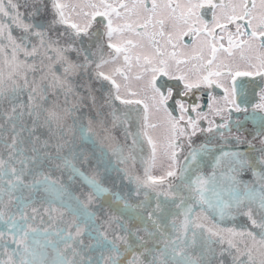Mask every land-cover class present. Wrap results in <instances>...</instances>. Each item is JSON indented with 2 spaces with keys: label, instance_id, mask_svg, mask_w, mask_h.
Here are the masks:
<instances>
[{
  "label": "snow or ice",
  "instance_id": "6c2138e0",
  "mask_svg": "<svg viewBox=\"0 0 264 264\" xmlns=\"http://www.w3.org/2000/svg\"><path fill=\"white\" fill-rule=\"evenodd\" d=\"M161 77L183 82V96L199 93L203 102L186 104L171 88L165 94L157 85ZM240 77H259L264 85V0H0V100L14 102L2 115L15 132L7 159L0 156V222L6 226L0 264H225L224 257L231 264H264V86L253 102ZM22 95L26 102H19ZM234 113H244V121ZM249 119L259 121L253 136L261 138L259 149L234 134ZM94 126L116 141L101 145L99 155ZM116 128L124 144L113 135ZM25 130L31 156L18 148ZM198 135L224 144L231 137L260 155L222 149L212 156L211 170L197 168L193 178V165L211 153L208 142L194 146ZM163 161L164 174L154 176ZM138 163L143 175L135 171ZM101 168L123 173L143 200L132 205L112 192ZM56 171L67 174V183L52 175ZM247 172L250 181L240 178ZM77 184L88 191L77 194L71 187ZM22 190L29 195H16ZM36 192L47 194L48 207L33 206ZM150 193L155 205L147 223L133 229L123 210H143ZM105 197L123 204L120 215L103 204L90 210ZM13 205L26 223L5 210ZM41 213L66 226L27 223L37 215L43 223ZM99 213L106 218L98 224ZM236 215L251 227H222L214 219ZM40 232L43 240L30 235ZM86 236L94 244L86 245ZM93 247L99 259L86 255Z\"/></svg>",
  "mask_w": 264,
  "mask_h": 264
},
{
  "label": "water",
  "instance_id": "95a60500",
  "mask_svg": "<svg viewBox=\"0 0 264 264\" xmlns=\"http://www.w3.org/2000/svg\"><path fill=\"white\" fill-rule=\"evenodd\" d=\"M26 95H22L19 98V102H26ZM14 102L9 101V100H0V124H3V128H0V156H2L4 159H7L8 156V151L9 149L6 147V144L11 143V138L13 135H15V132L12 131L11 128V123L5 122V118L2 115L3 112L5 111H10L12 104ZM18 111H20V109H18ZM87 111V110H85ZM87 121V117L85 118V122ZM14 123H16L17 128L16 131H19L20 126H21V121L20 120H15L13 121ZM23 123L25 125H27L28 127H31V123L30 120L25 116L23 117ZM69 123H71V121H69ZM131 128L133 131L136 130V125L135 122L133 121ZM94 130L98 133V140L101 143H98L96 146L97 149V155L100 154L99 149L101 147V145L107 149L109 148L111 145H114L116 141H112V140H107L104 138L105 134L100 130V128L98 126H94ZM75 135L77 136V138L79 137V132L77 131L75 133ZM113 135L117 138V140L121 143L124 144V138H123V131L122 128H116L113 130ZM20 137L22 139V143L18 144V148L21 149H29L28 151H26L24 153V155L26 156H31L32 153L30 151L31 149V143H30V138L28 137V132L27 130H25L24 132L20 133ZM46 137H42V139H44ZM77 144L80 143L79 139H77ZM128 143H130V140L128 141ZM203 144V143H202ZM200 145V144H199ZM197 145V146H199ZM88 148H91V145L87 146ZM145 148V152L144 155L148 156L149 153V149L148 146L145 144L144 146ZM188 149L185 150V152H187ZM232 150H238V151H245V152H249V154L251 156H255L257 154L256 151H252V150H245V149H232ZM226 151V150H225ZM220 151H211V153L207 156H201L199 158V163L197 165H193V169L192 172H190V176H192L194 178L196 169L199 168L201 171H203L205 174H207L210 170H211V164H212V156L219 154ZM17 157H19V153H17ZM111 160L113 162V164L116 167L119 168H123L124 165L123 164H116V160L115 157H111ZM182 163H184L183 158H182ZM18 168L21 167L20 165H16ZM87 170V169H86ZM102 176L100 177L102 179V182L105 184L106 187L110 188L112 192H119L123 197H125L127 199V201L132 204V205H136L138 203H140L143 200V195H141L140 197H137L134 195V190H135V185L134 184H129L127 179H122L123 177V173H116L115 171L112 172H107L104 173L103 169H100ZM137 174L143 175V171H142V165H140L139 163L136 165V169H135ZM52 175L54 177H61V179L63 180V182L67 183V174L66 173H62L59 171L53 172ZM241 179L245 180V181H250L252 179L251 173L247 172L245 173L242 177H240ZM171 180V182H173L174 184H179L180 181L179 180H174L172 178H169ZM5 187H7V185H5ZM72 190H74L77 194H80L82 191H88L87 188H82L79 184L77 185H72ZM179 191L183 192V189H179ZM16 195L18 196H25L27 197L29 195V193L27 192V190H22L20 192H17ZM47 194L43 193V192H36V193H32L31 194V198L35 201V204L33 205L34 207H37L38 209L41 208V206L43 205V207H48V204L46 202V200L44 199V197H46ZM150 199L149 201L146 202V207L143 210H139V209H127V210H123V204L122 203H116L113 202L111 197H105V199L103 201H98L96 204L94 205H90L89 208L92 211H97L100 207L101 204H103V207L105 209V211H111L116 215H120L121 214V210H123V214H124V218L129 222L130 227H132L133 229H135L136 227H143L145 223H147V221L144 219V217L146 216L147 211H149L151 209V207H154L155 205V194L154 193H150ZM84 197L81 196V199H83ZM5 203H7L8 197L7 195H5L4 197ZM161 200L163 201V197H161ZM58 205H54V207H56ZM9 214L15 213L17 216V223L18 224H23L26 223L25 221H20L18 219L19 213L17 211V208L15 207V205L8 207L7 209H5ZM168 211L169 212H175L176 209L172 206L171 202H168ZM44 217V222L41 223L40 222V215H37L35 220H30L27 221V223H31L33 225V227L36 228H49L50 230L52 228H62L65 227L66 224L57 220L54 223L49 221L48 216L46 214L41 213ZM29 215L31 216V210L29 209ZM52 215L55 216L56 213L53 211ZM254 216L259 220V215L258 213L255 211L254 209ZM99 219L97 221V223H102L103 220L106 218L105 213H99ZM65 221H67L69 219V217L67 215H65ZM214 219L220 223V225L222 227H251L250 221L248 220V218L244 215H236L235 219L232 218H225L223 221H220L218 217H214ZM161 221L162 223H167V218L166 217H161ZM205 223H207V221H204ZM149 228H151V225H148ZM254 231H259L258 229H253ZM0 231H6V226L3 224V222H0ZM31 236H33L36 239H40L43 240L44 239V233L40 232V233H32L30 234ZM130 239L135 242L136 238L135 236L130 237ZM89 243H93L94 241L91 240L90 238H88L87 236L85 237V244H89ZM150 247L152 245H149ZM15 247L14 245H9V248ZM86 255L91 256L94 260L95 259H99V255H100V250L93 247L91 252H86ZM0 258H3L2 256H0ZM225 260V264H231L230 258L228 257H224Z\"/></svg>",
  "mask_w": 264,
  "mask_h": 264
},
{
  "label": "flooded vegetation",
  "instance_id": "af4514ba",
  "mask_svg": "<svg viewBox=\"0 0 264 264\" xmlns=\"http://www.w3.org/2000/svg\"><path fill=\"white\" fill-rule=\"evenodd\" d=\"M238 84H242V86L247 90L248 92V98L253 100V102H258V93H259V87L264 86L259 84V77L250 78V77H240L238 78ZM158 87L161 88V91L167 94V89L171 88L173 89V94L175 99H182L186 104H190L193 102V100H198V102H203L199 100V93H197L196 97H193L191 94L188 97L183 96V82H178L175 80H171L167 77H161L157 81ZM253 90H255V97L253 98L252 93ZM179 93V94H177ZM169 106H173V102L169 101ZM178 107L176 108V113L178 114ZM234 118L239 117L241 121H244V113H234ZM203 123V122H202ZM206 126V125H205ZM260 130L259 121H253L251 119L247 120L246 123H244V127L241 129L239 133H236L234 131V134H238L241 136L242 139L246 140H252L253 144L255 145L256 149H259L262 145L260 143V137H257L255 140H253V136ZM195 143L194 146H197L199 144L208 142L209 148L211 151H221L222 149L225 151H231L232 149H245L250 150L247 143L239 144L237 145L234 140H232L231 137H229V143L224 144L223 141L219 139H209L206 141L205 135H198V137L194 138ZM187 149V148H186ZM185 149V150H186ZM260 153L257 152V154L254 156H258ZM183 156V154H182ZM181 156V160H182ZM181 162V161H180Z\"/></svg>",
  "mask_w": 264,
  "mask_h": 264
},
{
  "label": "rangeland",
  "instance_id": "374dc122",
  "mask_svg": "<svg viewBox=\"0 0 264 264\" xmlns=\"http://www.w3.org/2000/svg\"><path fill=\"white\" fill-rule=\"evenodd\" d=\"M163 166L158 165L156 169L153 170V175L154 176H161L164 174L166 168H167V161H163Z\"/></svg>",
  "mask_w": 264,
  "mask_h": 264
}]
</instances>
